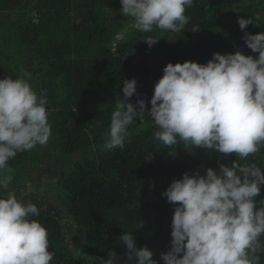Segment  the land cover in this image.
I'll return each instance as SVG.
<instances>
[{"label": "trees", "instance_id": "obj_1", "mask_svg": "<svg viewBox=\"0 0 264 264\" xmlns=\"http://www.w3.org/2000/svg\"><path fill=\"white\" fill-rule=\"evenodd\" d=\"M120 0H0V78L31 73L38 95L47 97L52 136L44 146L20 152L9 161L14 184L45 153L69 156L86 150V159L62 174V204L85 236V254L101 264L111 251L116 264H129L120 234L133 231L138 247H147L158 264L171 247L174 205L162 195L185 172L204 174L219 163H255L264 170V146L240 160L183 141L166 146L154 139L151 118L129 127L123 149L105 151L104 134L122 97L123 80L135 78L140 98L150 108L155 82L169 63H206L214 52L252 54L238 17L250 18L246 31H264V0H194L182 32L155 29L143 33L120 13ZM122 33L121 39L119 35ZM158 38L149 47L143 40ZM137 42H131V39ZM113 43L116 45L113 50ZM136 103L137 96L130 98ZM257 208L264 207V185ZM46 227L51 264H85L64 248L62 223L48 211L31 217ZM142 222L141 226L136 228ZM264 244V236L260 238ZM264 264V250L258 252Z\"/></svg>", "mask_w": 264, "mask_h": 264}, {"label": "clouds", "instance_id": "obj_2", "mask_svg": "<svg viewBox=\"0 0 264 264\" xmlns=\"http://www.w3.org/2000/svg\"><path fill=\"white\" fill-rule=\"evenodd\" d=\"M120 13L131 17L143 33L155 29L182 32L194 0H120ZM243 39L252 54L214 52L206 63L192 60L167 63L155 82L150 108L137 92L135 78L123 80L122 99L111 113L102 148L123 149L129 127L149 116L154 139L170 146L183 141L227 158L240 160L264 146V31L247 32L250 18L238 17ZM149 47L158 38L143 39ZM31 73L0 78V191L12 180L9 161L20 152L44 146L52 136L47 97L38 95ZM137 96L136 103L130 98ZM264 170L255 163H219V168L185 172L162 193L173 204L171 247L160 253L164 264H259L264 250V207L257 197ZM264 205V198L259 201ZM37 203L0 195V264H51L46 227L31 217ZM142 222L138 224L140 227ZM129 264H158L147 247H138L133 231L118 237ZM104 264H116L111 251Z\"/></svg>", "mask_w": 264, "mask_h": 264}, {"label": "rangeland", "instance_id": "obj_3", "mask_svg": "<svg viewBox=\"0 0 264 264\" xmlns=\"http://www.w3.org/2000/svg\"><path fill=\"white\" fill-rule=\"evenodd\" d=\"M122 33L118 39H121ZM137 42V39H131ZM113 43V50L115 48ZM89 152L86 150L73 153L69 156H59L53 152L43 154L39 162L27 169L22 176L7 191H0V195H15L18 199L25 202L32 201L38 204L41 211H48L62 223L65 242L64 248L73 255L80 256L85 260V264H101V261L86 256L85 236L81 227L75 224L73 218L66 211L62 204V189L59 179L62 174L67 172L73 163L86 159Z\"/></svg>", "mask_w": 264, "mask_h": 264}]
</instances>
